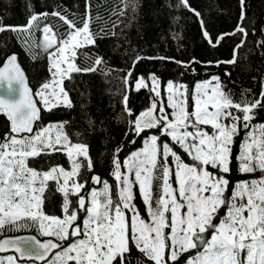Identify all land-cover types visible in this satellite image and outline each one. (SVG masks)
<instances>
[{"label":"snow or ice","instance_id":"snow-or-ice-1","mask_svg":"<svg viewBox=\"0 0 264 264\" xmlns=\"http://www.w3.org/2000/svg\"><path fill=\"white\" fill-rule=\"evenodd\" d=\"M183 3L187 6V0ZM240 3L243 9L244 0ZM48 15H32L27 25L9 26L8 30L28 35L32 34L29 29L42 31L44 50L54 49L50 52L51 80L34 95L15 55L0 67V114L10 122L9 133L0 140V235L5 230L22 231L35 226L41 236L50 238L43 242L36 236L0 240V252L11 249L19 254L8 256L7 264H114L118 257V264H131V256H125L131 251L130 245L141 254L137 264L141 260L145 264H179L185 253L194 254L184 264H264V124L251 123L254 109H264V92L259 99L237 102L220 78L213 76L195 85L189 111L186 86L169 82L167 105L154 100L130 121V131L135 136L153 129L159 130V135L147 137L143 148L124 161L127 174L121 171L120 160H113V175L121 185L118 200H113L107 182L100 191L93 189L87 196L80 195L86 182L76 179L82 167L79 157L88 161L89 170L92 168L87 145L72 144L62 124L34 131L41 118L35 96L47 111L61 105L71 107L64 80L71 79L72 73L96 71L95 66L81 68L75 63L76 50L95 43L91 16L86 13L82 26L77 27L58 12L52 13L68 25L65 33L58 34L49 25L40 29L35 23L40 16ZM201 27L212 46L223 39L219 36L213 42L203 29V21ZM5 30L0 26V32ZM236 31L247 36L239 25ZM236 55L234 49L231 60L217 63L236 64ZM101 62L97 58L94 63ZM135 87L139 90L148 84L140 78ZM151 91L161 96L160 82L154 75ZM125 110L131 116V110ZM241 129L246 130L247 138L240 145L238 170L244 174L259 171L261 176L236 183L231 195L225 196L230 183L226 174L231 171L233 145ZM162 136L168 137L171 145L162 142ZM173 146L182 150L191 163H186ZM54 151L67 155L70 171L52 167L41 172L29 167V158ZM133 174L134 179L130 178ZM154 180L160 183L159 195L153 202ZM49 181H55L63 193L62 218L43 210V194ZM93 183L100 184L101 178L93 177ZM134 185H138L146 205L147 220L133 203ZM72 195L78 199L70 211ZM222 208L225 213L220 216ZM81 211L85 213L82 225L76 223ZM57 249L60 251L53 256ZM0 264H5L4 260Z\"/></svg>","mask_w":264,"mask_h":264},{"label":"trees","instance_id":"trees-1","mask_svg":"<svg viewBox=\"0 0 264 264\" xmlns=\"http://www.w3.org/2000/svg\"><path fill=\"white\" fill-rule=\"evenodd\" d=\"M57 12L77 27L82 26L85 14H90V30L95 43L77 49L75 63L81 68L95 66L96 71L72 73L71 79H65L63 87L71 107L59 106L51 111L40 107L41 118L36 122L35 131L48 125L62 124L72 144L87 145L92 168L89 170L88 161L79 157L82 167L76 179L86 182L80 195L87 196L92 189L99 187L100 184L93 183V177L99 176L101 183L109 184L112 198L116 201L114 158L120 160L122 171L124 161L142 148L147 137L159 135V130H147L140 136L130 131V121L147 110L151 100L158 101L151 91L153 75L160 82L162 95L167 82L186 86L189 111L194 85L213 76L220 78L224 89L237 102L259 99L264 92V0H244L243 9L240 0H187V6L183 0H0V26L6 29L0 32V66L7 56L16 54L33 93L50 80L48 56L54 49L44 50L40 30L29 29L33 36L30 41L28 36L31 35L8 29L9 26L27 25L32 15L48 13L35 22L40 29L49 25L58 34L65 33L68 25L59 16L52 15ZM201 21L213 42L223 36L216 46L209 44L203 36ZM238 25L245 28L247 36L236 31ZM233 32L234 35H225ZM234 49L237 50L236 64L217 63L231 60ZM97 58L102 61L99 65L94 63ZM140 78L148 87L137 90L135 85ZM159 106L158 103V109ZM126 107L131 110V116ZM251 123L257 126L264 124V109H254ZM8 133V122L0 116V140ZM246 138L244 129L235 138L231 171L226 174L230 183L225 196L231 195L236 183L261 176L259 171L244 174L238 170L237 156ZM161 141L171 145L168 137L162 136ZM173 147L186 163H191L182 150ZM169 161L171 164L170 158ZM28 165L41 172L52 167L68 170L71 161L62 151H54L29 158ZM159 183L153 181V202L159 195ZM134 195L133 203L147 220L146 205L136 190ZM43 199L46 214L63 217V193L55 181L48 182ZM77 199L75 195L70 196V211L77 206ZM224 213L222 208L219 215ZM79 216L76 223L81 224L83 211ZM28 233L40 240L49 238L39 235L35 226L22 231L5 230L0 238ZM67 243L65 241L64 246ZM130 249L125 256H131V264H137L141 254L131 245ZM191 254L194 253H185L179 264H184ZM118 261L119 257L114 264ZM141 264L145 262L141 260Z\"/></svg>","mask_w":264,"mask_h":264},{"label":"rangeland","instance_id":"rangeland-1","mask_svg":"<svg viewBox=\"0 0 264 264\" xmlns=\"http://www.w3.org/2000/svg\"><path fill=\"white\" fill-rule=\"evenodd\" d=\"M32 38H33V36H32V34H31V36H28V39L30 40V41H32ZM89 45V44H88ZM87 46V45H86ZM54 51V50H53ZM48 59H49V69H50V67H51V59H50V54H49V56H48ZM50 75H51V71H50ZM51 78L52 77H50V80H51ZM212 78V77H211ZM211 78H209V79H207V80H204V81H201V82H205V81H208V80H211ZM49 80V81H50ZM169 82H167L166 84H165V86L163 87L164 89H163V95H162V93H161V96L160 97H157V99H158V101L159 102H162V103H166L167 104V96H168V93H167V84H168ZM173 83V82H172ZM198 83H200V82H198ZM174 84H176V83H174ZM197 84V83H196ZM195 84V85H196ZM177 85H180V84H177ZM195 85H194V87H193V89H192V92H191V103H192V95H193V90H194V88H195ZM41 89V88H40ZM39 89V90H40ZM38 90V91H39ZM37 91V92H38ZM161 91V90H160ZM36 93V92H35ZM35 93H34V95H35ZM154 95H155V93H153ZM188 94V93H187ZM189 96V95H188ZM156 97V96H155ZM35 98H36V100L39 102V97L38 96H35ZM39 105H40V107L42 108V109H44V106H43V104L42 103H40L39 102ZM61 106H63V105H61ZM160 107V106H159ZM192 110V109H191ZM158 111H159V109H158ZM53 136H54V133H53ZM145 143V142H144ZM143 146H144V144H143ZM143 146H142V148H143ZM57 148H59L60 146L59 145H57L56 146ZM142 148H140V149H138L137 151H139V150H141ZM137 151H135V152H137ZM63 152V151H62ZM134 152V153H135ZM64 153V152H63ZM132 155V154H131ZM130 155V156H131ZM170 160H171V164H172V166L174 167V164H173V162H172V158L170 157ZM71 170V167H70V169H68V170H66V171H70ZM122 172L123 173H125V174H127V168L126 167H124V163H123V169H122ZM130 178H133L134 179V174H133V176L132 177H130ZM174 180H175V177L173 176V187L175 188L176 187V184L174 183ZM69 184H71V181H69ZM120 182H116V193H117V200H118V198H119V196H118V193H119V188H120ZM95 190H97V191H100V190H102L103 189V183H100V185H99V187H97V188H94ZM93 190V189H92ZM137 191L138 192V194H139V191H138V185H134V187H133V192L134 191ZM139 198H140V200H141V202L142 203H144L143 202V199H142V197H141V195L139 194ZM179 198V197H178ZM135 204V203H134ZM136 205V204H135ZM87 206V205H86ZM137 206V205H136ZM138 208V207H137ZM145 210H146V208H145ZM129 215H131L130 213H129ZM146 215H147V210H146ZM83 219L85 218V213L83 212ZM148 217V216H147ZM83 221V220H82ZM81 225H82V223H81ZM40 235V234H39ZM71 239H75V238H72V237H70V240ZM66 246H67V244H66ZM65 246V247H66ZM58 251H60V250H58ZM55 255V253L53 254V256ZM8 256H13V255H5V256H0V260H4V262H5V264H7V257ZM52 259V257L49 259V260H51ZM21 264H33V263H21Z\"/></svg>","mask_w":264,"mask_h":264},{"label":"water","instance_id":"water-1","mask_svg":"<svg viewBox=\"0 0 264 264\" xmlns=\"http://www.w3.org/2000/svg\"><path fill=\"white\" fill-rule=\"evenodd\" d=\"M12 55H15L16 57H17V55L16 54H11V55H9V56H7L6 58H5V60L3 61V63H2V65L0 66V67H3V65L6 63V61H7V59L9 58V57H11ZM17 63L19 64V62H18V57H17ZM20 65V64H19ZM21 67V66H20ZM21 69H22V67H21ZM23 70V69H22ZM23 72H24V70H23ZM24 74H25V72H24ZM25 77H26V74H25ZM26 79H27V77H26ZM27 82H28V79H27ZM28 86H29V83H28ZM30 87V86H29ZM31 89V88H30ZM33 92V91H32ZM0 94H2V93H0ZM34 94V93H33ZM36 99V98H35ZM153 102V100H151L150 101V105H151V103ZM150 105H149V107H150ZM39 108H40V106L39 105H37ZM157 111H158V108H157ZM0 116H2V117H4L5 119H6V121L8 122V126H9V124H10V122L7 120V118H6V116H4V115H2V114H0ZM35 127H36V124L34 125V131H35ZM153 130H156V129H153ZM153 130H148V131H153ZM23 236H35V235H33V234H21V235H16V236H4V237H2V238H0V240H3V239H6V238H12V239H15V238H17V237H23ZM37 237V236H36ZM38 238V237H37ZM39 239V238H38ZM48 239H50V238H48ZM45 240H47V239H43V240H41L42 242L43 241H45ZM58 250H60V249H57V250H54V252H53V254L56 252V251H58ZM5 255H14V256H18L19 254L18 253H15L13 250H8V251H6V252H0V256H5ZM52 256H50L49 257V259L51 258ZM21 263H33V262H31V261H28V262H21ZM35 264H41V262H35Z\"/></svg>","mask_w":264,"mask_h":264}]
</instances>
